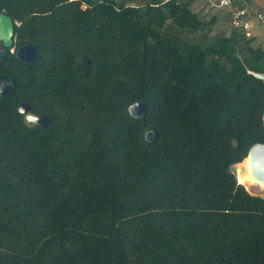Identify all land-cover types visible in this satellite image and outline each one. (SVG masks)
Masks as SVG:
<instances>
[{
    "label": "trees",
    "instance_id": "16d2710c",
    "mask_svg": "<svg viewBox=\"0 0 264 264\" xmlns=\"http://www.w3.org/2000/svg\"><path fill=\"white\" fill-rule=\"evenodd\" d=\"M196 2L0 0V264H264V196L235 170L264 143V46Z\"/></svg>",
    "mask_w": 264,
    "mask_h": 264
},
{
    "label": "water",
    "instance_id": "95a60500",
    "mask_svg": "<svg viewBox=\"0 0 264 264\" xmlns=\"http://www.w3.org/2000/svg\"><path fill=\"white\" fill-rule=\"evenodd\" d=\"M16 21L6 12H0V61L7 58L8 54L14 52V32ZM16 55L21 60L33 63L38 56V46L34 43L23 45L17 49ZM264 81V72L248 70ZM14 89L13 81L5 74L0 75V97L10 94ZM18 111L24 115V120L29 125L38 124L47 127L50 123V118L47 115H37L30 111V107L26 102H21L18 105ZM146 109L142 102H136L129 107V112L134 117H140ZM264 119V115H263ZM153 131L146 133V139L152 140ZM251 171L260 183L264 184V143L254 144L247 157ZM243 160V161H244Z\"/></svg>",
    "mask_w": 264,
    "mask_h": 264
},
{
    "label": "rangeland",
    "instance_id": "374dc122",
    "mask_svg": "<svg viewBox=\"0 0 264 264\" xmlns=\"http://www.w3.org/2000/svg\"><path fill=\"white\" fill-rule=\"evenodd\" d=\"M261 0H251L250 3L248 4V8L250 9L251 14H254L255 12L261 11V6H260ZM202 5L200 3H197L195 6H193V9L196 11H200L201 14H204L207 16H211L215 13H220L221 15V21L218 23L216 26L215 30H220V27L222 29L226 28L229 29L230 26V13L229 11L225 9H219V10H210L207 7H201ZM252 17V33L253 35L256 36V40L254 41V44H261L264 46V23L259 22L256 18H253L254 16L251 15ZM239 169V164L235 166L236 173H238ZM245 185V184H244ZM246 189L252 193V194H257L264 196V189H261L257 185H245Z\"/></svg>",
    "mask_w": 264,
    "mask_h": 264
},
{
    "label": "built area",
    "instance_id": "2783aa9c",
    "mask_svg": "<svg viewBox=\"0 0 264 264\" xmlns=\"http://www.w3.org/2000/svg\"><path fill=\"white\" fill-rule=\"evenodd\" d=\"M235 1L238 0H197V2L202 5V7H207L210 10L227 9L231 11V24L235 27L241 28L247 36H252L251 15H253V18H256L259 22L264 23V12L258 11L254 14H251L248 4L243 8H235Z\"/></svg>",
    "mask_w": 264,
    "mask_h": 264
},
{
    "label": "bare ground",
    "instance_id": "6f19581e",
    "mask_svg": "<svg viewBox=\"0 0 264 264\" xmlns=\"http://www.w3.org/2000/svg\"><path fill=\"white\" fill-rule=\"evenodd\" d=\"M237 177L240 183L245 185H257L261 189H264V184L260 183L254 176L253 172L251 171V168L249 166L248 160H244L239 164V169L237 173Z\"/></svg>",
    "mask_w": 264,
    "mask_h": 264
},
{
    "label": "clouds",
    "instance_id": "9594fccd",
    "mask_svg": "<svg viewBox=\"0 0 264 264\" xmlns=\"http://www.w3.org/2000/svg\"><path fill=\"white\" fill-rule=\"evenodd\" d=\"M197 3H199V2H196V4H197ZM196 4H195V5H196ZM201 7H202V6H201ZM225 10H227V9H225ZM215 11H216V10H215ZM228 11H229V10H228Z\"/></svg>",
    "mask_w": 264,
    "mask_h": 264
}]
</instances>
